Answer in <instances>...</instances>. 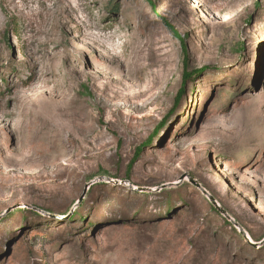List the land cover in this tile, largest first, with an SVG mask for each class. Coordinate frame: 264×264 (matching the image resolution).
<instances>
[{"label":"rangeland","instance_id":"obj_1","mask_svg":"<svg viewBox=\"0 0 264 264\" xmlns=\"http://www.w3.org/2000/svg\"><path fill=\"white\" fill-rule=\"evenodd\" d=\"M0 264H264V0H0Z\"/></svg>","mask_w":264,"mask_h":264},{"label":"trees","instance_id":"obj_2","mask_svg":"<svg viewBox=\"0 0 264 264\" xmlns=\"http://www.w3.org/2000/svg\"><path fill=\"white\" fill-rule=\"evenodd\" d=\"M148 2L151 4V0H148ZM152 7L154 8V5H152ZM155 9V8H154ZM168 26L173 28L172 25L170 23H168ZM186 46H183L182 49V65H183V74H182V83H181V88L179 90V92L177 93V96L175 98V103L177 104L180 100V98L183 95L184 92V85L188 82V81H192L194 76L197 74V72H192V71H188V58H187V51H186ZM149 142V141H148ZM143 147V146H142ZM142 147L138 148L137 151V155H139L141 153ZM136 155V158H137ZM135 162V158L132 160V162L129 164L130 168L132 166V164ZM211 209L218 214V210L215 207L211 206ZM229 225V223H227Z\"/></svg>","mask_w":264,"mask_h":264},{"label":"water","instance_id":"obj_3","mask_svg":"<svg viewBox=\"0 0 264 264\" xmlns=\"http://www.w3.org/2000/svg\"><path fill=\"white\" fill-rule=\"evenodd\" d=\"M191 182L193 184H195L198 188H200L201 191H202V193H204L205 195H207L206 191L204 189H202L198 183L194 182L193 180H191ZM208 199H209L210 203L218 210L219 207L216 205V202H215L214 198L211 197V196H208ZM221 213L222 214H225L224 211H222V210H221Z\"/></svg>","mask_w":264,"mask_h":264},{"label":"bare ground","instance_id":"obj_4","mask_svg":"<svg viewBox=\"0 0 264 264\" xmlns=\"http://www.w3.org/2000/svg\"><path fill=\"white\" fill-rule=\"evenodd\" d=\"M249 242L253 243V242L251 241V239H249Z\"/></svg>","mask_w":264,"mask_h":264}]
</instances>
